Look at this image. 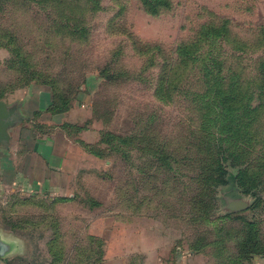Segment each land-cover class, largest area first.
I'll list each match as a JSON object with an SVG mask.
<instances>
[{
  "label": "rangeland",
  "instance_id": "obj_1",
  "mask_svg": "<svg viewBox=\"0 0 264 264\" xmlns=\"http://www.w3.org/2000/svg\"><path fill=\"white\" fill-rule=\"evenodd\" d=\"M169 1L158 13L142 0L0 4V90L13 88L14 93L40 85L41 74L57 78L62 87L80 85V91L88 80L93 88L89 127L110 130L115 145L125 143L120 152L105 148L103 157L89 151L87 180L77 184L83 192L79 203L92 205L94 223L81 242V230L71 217L58 214L50 220L38 199L25 202L0 188V226L24 220L48 226L28 231L35 264H104L106 237L111 248L120 247L117 255L129 257L112 264H141L140 255L131 251L140 243L138 235L153 247L159 232L172 238L168 264H256L264 257V0ZM224 19L230 21L229 30L202 43L203 29ZM12 40L20 47V58L31 64L23 71L7 64L17 55L5 47ZM189 40L196 43L190 47L193 53L185 63L178 61L170 96L164 97L161 87L171 56ZM210 54L222 61L228 81L231 76L238 81L235 103L242 113L248 105L243 123L248 122L247 137L252 134L253 142L244 151L242 138L237 145L223 141L218 146L227 156V173L224 181L209 187L202 175L213 176L220 169L213 149L201 142L199 128L213 124L221 112L207 105L214 95L207 93L202 68ZM13 132L16 138L18 129ZM123 138L127 142L119 140ZM158 144H165L167 159H158ZM232 153L240 155L232 159ZM245 168L254 171L255 187L240 183L239 172ZM60 211L72 212L66 205Z\"/></svg>",
  "mask_w": 264,
  "mask_h": 264
},
{
  "label": "crops",
  "instance_id": "obj_2",
  "mask_svg": "<svg viewBox=\"0 0 264 264\" xmlns=\"http://www.w3.org/2000/svg\"><path fill=\"white\" fill-rule=\"evenodd\" d=\"M92 89L87 80L75 96L72 107L61 113H53L50 110L54 95L47 85H31L0 97L9 105L17 106V124L11 129V141L0 147V188L3 192L9 191L11 195L19 196L25 202L38 199L45 206L43 213L49 215L50 219L58 218V214H61L59 217H71L78 223L75 227L81 230L78 237L80 242L82 237L86 238L93 232L94 223L92 205L86 207L79 203L83 192L77 183L87 180V175H83L86 160L91 155L83 142L97 143L101 131H94L88 125L79 133H75L71 125H86L91 118L88 107ZM14 129H18L16 138ZM62 205L68 206L72 212L62 214ZM6 227L10 228L9 231ZM47 227V224L41 222L37 224L38 229L46 230ZM108 231L109 225L106 227V234L109 236ZM142 235H138L139 245L131 250L140 255L143 260L141 264H168L166 256L170 252L172 238L159 232L160 236H157L153 247H146ZM30 236V232L15 231L10 223L0 226V237L11 245L9 252L4 255L0 253V264H35V259L31 257L30 246L33 241ZM105 243L104 264L129 258L117 255L121 254L120 247L114 249L113 245L111 248L109 237L105 238ZM179 257L177 260L182 261V256ZM256 264H264V257L259 258Z\"/></svg>",
  "mask_w": 264,
  "mask_h": 264
},
{
  "label": "trees",
  "instance_id": "obj_3",
  "mask_svg": "<svg viewBox=\"0 0 264 264\" xmlns=\"http://www.w3.org/2000/svg\"><path fill=\"white\" fill-rule=\"evenodd\" d=\"M3 0H0V4L2 3ZM143 4H145L147 6V8L154 12V13H158L161 9V7H166V6H170V1L169 0H142ZM230 21L228 19H224L221 24H216V23H212L209 24L207 27H205L201 33V42L203 43L204 41H206L204 38H208L210 39V37H215L217 36L219 33L223 32V31H228L229 30V24ZM85 31V30H84ZM73 32V31H72ZM71 32V34H72ZM86 32V31H85ZM75 33V32H73ZM82 37H85V35L81 34ZM12 41L6 42L5 43V47H7L9 50H11L13 52V54H17L16 56H12L9 57L7 59V64L10 68L16 69V70H24L27 69V67L29 66L30 62L28 60H24L23 58H20V47H15ZM193 44H196L194 42V40H189L187 41L185 44H183L182 46H180L179 50L177 49V53L176 55L172 54L171 56V60H170V65H169V73L165 76V80H164V84H162L163 86L161 87V91L165 96H170V91H171V84L173 83V79L175 77L176 71H177V66H178V61L181 60L182 62H186V60L188 58L191 57V54L193 53L190 49L191 46H194ZM209 59V60H208ZM208 59L206 58V60H208L209 62L204 63V68H202L203 71V83L209 85V91H207V93L214 95L213 98H210L207 100V105L211 106L212 108H216L217 106L220 108V112L219 114H215V118L212 119L213 124L208 125L207 127L204 126V124H201V128H199V130L201 131L202 134V138L204 141H201L204 144H207L208 150L210 151V149H213V154H215L214 157V161L216 163H218L219 169L220 171L215 174V175H210V174H204L202 175V179L206 180L207 182H210L211 184H209L208 186L210 187L212 184H215L216 181L221 182L224 181V177H222L223 175H225V173H227V169L225 170L223 168L224 164V160L227 158L226 154L223 152V150H219L218 146L222 147L223 141H226L228 144L234 143L236 144L237 140L239 138H242L244 141H241V143L243 144V151L248 147L247 143L253 142L252 138V134L250 136V139L247 137L248 135V122L245 121V124L243 123L244 120L247 119V108L248 105L246 104L245 107V113H242L238 108L237 110V104L236 102V95L234 94V88L233 86H235V84H238V81L236 80V78L234 76L229 77V81H228V77H226L223 74V63L222 61H220L217 57V55L215 54H210V56H208ZM31 65V64H30ZM18 70V71H19ZM38 72V71H36ZM264 72V67L262 68V71ZM41 74V73H39ZM264 74V73H263ZM35 72L33 73V79H35L34 77ZM101 75H104L106 78H109V74L104 73V71H101ZM264 77V76H263ZM24 78V76H23ZM22 78V79H23ZM32 78V77H31ZM42 79V80H41ZM264 81V80H263ZM229 82V88L228 90H224L223 86ZM37 83H39L40 85H47L48 87H50L53 91V95H54V100H53V104L50 107V110L53 113H61L64 111L69 110L72 105H73V101L75 99V96L77 94H79L80 92V85L77 86H73V85H68L67 87H62L59 80L57 78H47L46 76H43L41 74V76L39 77ZM31 84V83H30ZM264 87V82H262ZM13 85V84H12ZM31 86V85H30ZM13 88L12 89H7V88H3L0 90V97L7 95V93L9 92H13ZM236 93V90H235ZM216 101L217 104H216ZM250 107V112H254L255 111V107L252 106V103L249 105ZM258 107V106H257ZM240 111V112H238ZM250 117V116H249ZM250 119H253L252 117ZM91 120L87 121L86 125L83 126H78V125H71L72 128H74L75 133H79V131H81L82 129H84L85 127L88 126V123H90ZM217 122H219L217 124ZM245 126L242 128V126ZM199 131V132H200ZM241 131V132H240ZM252 131V130H251ZM250 133V132H249ZM111 135L112 132H110V130H106V131H101V138L100 140L95 143V144H88V143H84L85 147L87 148L88 151L103 157L104 155V149L106 148L107 150H113V151H117L120 152V150H123L125 147V143H123L122 146L119 145H115L113 144V140L115 139V136L112 135V137L114 138L113 140L111 139ZM243 135L246 136L243 137ZM119 139L120 141L123 142H127L126 138ZM112 140V141H111ZM212 145H215L216 147H211ZM237 145V144H236ZM149 148H152V146H150ZM154 149L156 150V153H158V159L161 160L163 158L167 159L168 156L165 153V144H163L162 146L156 145L154 147ZM231 153V152H230ZM235 154L232 153V156L229 155L232 159H236L238 157ZM157 158V157H156ZM157 159V160H158ZM222 159H223V163H222ZM238 163V162H236ZM245 162H241L239 164H243ZM257 175L260 174L261 172L257 171L256 172ZM239 181L242 185L246 186V187H255L257 184H255L254 181V171L252 169L249 168H245L244 170H241L239 172ZM212 188H208V190H211ZM50 219V218H49ZM53 220V219H50ZM29 223L28 222H22L21 224L16 223L13 224L12 227L15 231H22L27 233L28 231H30L31 229H38L37 228V224H32L29 227ZM59 253H63L62 250H58ZM52 253H55V251H53ZM57 255H60V254ZM60 257V256H59ZM57 258V256L55 257V259ZM51 264V263H50Z\"/></svg>",
  "mask_w": 264,
  "mask_h": 264
},
{
  "label": "water",
  "instance_id": "obj_4",
  "mask_svg": "<svg viewBox=\"0 0 264 264\" xmlns=\"http://www.w3.org/2000/svg\"><path fill=\"white\" fill-rule=\"evenodd\" d=\"M17 106L9 105L0 99V147L6 146L11 141V129L17 124L15 115ZM10 244L0 237V253L4 255L10 251Z\"/></svg>",
  "mask_w": 264,
  "mask_h": 264
}]
</instances>
